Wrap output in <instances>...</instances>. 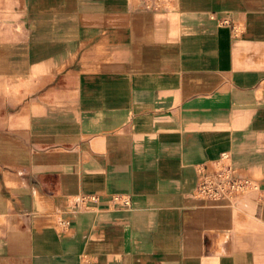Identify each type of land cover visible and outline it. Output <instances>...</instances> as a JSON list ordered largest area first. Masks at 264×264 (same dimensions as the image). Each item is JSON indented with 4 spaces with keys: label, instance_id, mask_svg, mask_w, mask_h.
<instances>
[{
    "label": "crops",
    "instance_id": "obj_1",
    "mask_svg": "<svg viewBox=\"0 0 264 264\" xmlns=\"http://www.w3.org/2000/svg\"><path fill=\"white\" fill-rule=\"evenodd\" d=\"M0 264H264V0H0Z\"/></svg>",
    "mask_w": 264,
    "mask_h": 264
},
{
    "label": "built area",
    "instance_id": "obj_2",
    "mask_svg": "<svg viewBox=\"0 0 264 264\" xmlns=\"http://www.w3.org/2000/svg\"><path fill=\"white\" fill-rule=\"evenodd\" d=\"M144 7L151 11L167 10L172 0H142ZM220 23L226 24L225 20ZM196 182L193 189L194 196L201 200L237 199L247 193L259 191L258 185L238 175L232 166L230 156L227 153L220 154L214 161L198 164L195 168ZM84 202L95 201V197L85 196L80 199ZM110 202L126 207L128 198L124 196H112Z\"/></svg>",
    "mask_w": 264,
    "mask_h": 264
}]
</instances>
